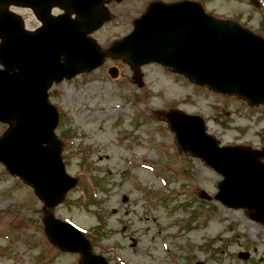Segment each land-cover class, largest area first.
Returning <instances> with one entry per match:
<instances>
[{
	"label": "rangeland",
	"instance_id": "rangeland-1",
	"mask_svg": "<svg viewBox=\"0 0 264 264\" xmlns=\"http://www.w3.org/2000/svg\"><path fill=\"white\" fill-rule=\"evenodd\" d=\"M252 1L209 0L208 9L264 36V0ZM112 25L96 34L103 45L125 33ZM110 63L53 88L63 158L78 184L51 212L89 235L112 264H264V224L200 197L214 195L222 177L182 151L164 116L179 108L202 116L221 144L262 147L264 105L153 64L139 85L125 62H115L113 79ZM48 212L0 164V264H79V255L49 241Z\"/></svg>",
	"mask_w": 264,
	"mask_h": 264
},
{
	"label": "water",
	"instance_id": "water-1",
	"mask_svg": "<svg viewBox=\"0 0 264 264\" xmlns=\"http://www.w3.org/2000/svg\"><path fill=\"white\" fill-rule=\"evenodd\" d=\"M72 2L78 6L83 0ZM159 7L137 23L139 32L115 43L110 52L128 54L136 70L148 61H161L196 83L243 96L253 105L264 103L263 38L236 22L211 18L200 6L167 11ZM17 37L19 43H27L20 47L16 43L14 51L26 57L15 62L5 59L6 69L0 72V119L12 123L0 139V161L9 172L32 184L52 210L77 180L66 172L62 145L54 132L58 113L48 101L47 90L53 81L95 68L104 54L90 51L84 32H23ZM9 38L6 35L4 52L12 51ZM47 54L48 61H41ZM166 115L181 148L200 156L225 177L215 198L229 207L255 210L251 216L264 221V167L254 156L243 147H220L206 133L199 116L179 110ZM202 196L210 199L205 192ZM44 223L53 243L81 254L80 264H108L70 223L51 213Z\"/></svg>",
	"mask_w": 264,
	"mask_h": 264
},
{
	"label": "flooded vegetation",
	"instance_id": "flooded-vegetation-1",
	"mask_svg": "<svg viewBox=\"0 0 264 264\" xmlns=\"http://www.w3.org/2000/svg\"><path fill=\"white\" fill-rule=\"evenodd\" d=\"M46 1V0H45ZM157 0H104L101 9L108 10L110 12V22L115 24V27L127 26V22L133 23L134 19L142 15L146 9ZM168 4H176L182 1H197V0H160ZM6 6L5 0H0V32H23L20 29V25L16 21H23L27 32H48L47 30H40L43 27L42 20L40 18V9H38L33 3L39 2L42 7L44 0H8ZM29 4V5H28ZM100 7L94 9V17L99 14ZM8 14L13 19L15 28H5V14ZM66 13L59 7H50V15L57 16ZM71 19L78 18L77 14L71 13ZM105 24L101 29L92 32H110L106 31L110 29L108 24ZM3 43V36L0 35V46ZM4 66L0 60V69ZM1 126L6 124L0 122ZM8 126V125H6ZM5 127L2 128L4 130Z\"/></svg>",
	"mask_w": 264,
	"mask_h": 264
}]
</instances>
